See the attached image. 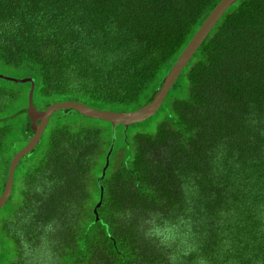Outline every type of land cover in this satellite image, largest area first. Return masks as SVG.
Returning a JSON list of instances; mask_svg holds the SVG:
<instances>
[{
	"label": "trees",
	"instance_id": "1",
	"mask_svg": "<svg viewBox=\"0 0 264 264\" xmlns=\"http://www.w3.org/2000/svg\"><path fill=\"white\" fill-rule=\"evenodd\" d=\"M218 1L0 0V196L33 135L31 84L8 78L39 110L137 109ZM47 121L0 208V264H264V0L231 3L156 112L115 127L100 182L111 123Z\"/></svg>",
	"mask_w": 264,
	"mask_h": 264
},
{
	"label": "water",
	"instance_id": "2",
	"mask_svg": "<svg viewBox=\"0 0 264 264\" xmlns=\"http://www.w3.org/2000/svg\"><path fill=\"white\" fill-rule=\"evenodd\" d=\"M234 1L237 0H219L216 3V5L209 11V13L206 15L204 20L201 22L199 27L196 28V30L190 36L188 41L185 43L184 47L177 56V59H175V61L171 65V68L164 76L162 80V86L156 90V92L153 94V96L148 102H146L145 104H143L142 106H140L135 110L126 111L125 113H117L116 111L96 109L91 106H88L85 103L78 101H66L61 103L54 102L49 104L44 109L39 110L32 104L31 101L32 88L34 87L33 79L30 77L8 78L17 82L29 81L31 84V87H29L27 92V102H26L25 112L29 118L30 121L29 128L33 131V135L30 137L29 141L26 143L25 146H23L16 153H14V155L11 157L9 161L6 179H5V187L0 196V208L3 207L4 204L7 202L8 197L11 193V188L13 184L12 174L17 161L23 155L28 154L30 150L39 143L40 137L48 123L47 120L54 111H60L66 108H70L78 112L83 117L105 120L111 123L112 143L108 151L106 152L104 165L101 168L99 177L97 178L98 182H100L101 180L100 178H102L104 174V169L107 165V156L110 152L111 147L114 144L115 127L123 126L126 128L130 124L144 121L145 119H147V117L151 116L156 112L167 90L169 89V87H171L175 79H177L178 75L189 61L191 54L194 52V50L199 45L201 40L205 37L210 27L214 25V23L223 13V11ZM100 203L101 201L99 200L96 206H98ZM96 206L93 207V212L95 211Z\"/></svg>",
	"mask_w": 264,
	"mask_h": 264
},
{
	"label": "rangeland",
	"instance_id": "3",
	"mask_svg": "<svg viewBox=\"0 0 264 264\" xmlns=\"http://www.w3.org/2000/svg\"><path fill=\"white\" fill-rule=\"evenodd\" d=\"M2 75V74H1ZM11 76V75H10ZM12 77H16V78H24L23 76H22V74L21 73H17V74H15V76H12ZM41 103V101H39V104ZM25 146V145H24Z\"/></svg>",
	"mask_w": 264,
	"mask_h": 264
},
{
	"label": "crops",
	"instance_id": "4",
	"mask_svg": "<svg viewBox=\"0 0 264 264\" xmlns=\"http://www.w3.org/2000/svg\"><path fill=\"white\" fill-rule=\"evenodd\" d=\"M135 110V109H134Z\"/></svg>",
	"mask_w": 264,
	"mask_h": 264
}]
</instances>
